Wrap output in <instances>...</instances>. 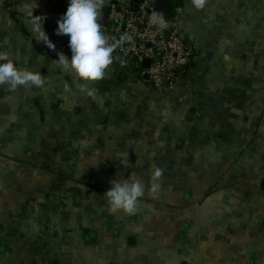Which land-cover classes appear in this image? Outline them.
<instances>
[{"label": "crops", "instance_id": "obj_1", "mask_svg": "<svg viewBox=\"0 0 264 264\" xmlns=\"http://www.w3.org/2000/svg\"><path fill=\"white\" fill-rule=\"evenodd\" d=\"M174 1L199 45L156 89L119 54L99 80L63 71L68 0H0V51L45 80L0 84V264H264V0ZM36 3L54 49L29 30ZM240 134L253 138L233 161ZM130 175L137 210L110 213L104 193Z\"/></svg>", "mask_w": 264, "mask_h": 264}, {"label": "clouds", "instance_id": "obj_2", "mask_svg": "<svg viewBox=\"0 0 264 264\" xmlns=\"http://www.w3.org/2000/svg\"><path fill=\"white\" fill-rule=\"evenodd\" d=\"M205 0H192L195 8L204 6ZM105 0H68L66 11L57 20L55 32L67 38V49L70 58H65L63 53H57L56 60L65 73H70L83 81H95L103 78L108 67L113 62V51L116 45H109L101 30L98 21L100 10ZM33 7L25 12L30 32L36 41L44 42L48 48L54 49L55 45L50 40L43 27L44 16L34 15ZM161 23L160 27H165ZM121 42L131 40L132 37L123 34L119 37ZM0 84H7L10 90L20 86H34L42 88L45 80L40 73L27 68L19 67L9 57L7 51H0ZM81 91L92 95V91L81 86ZM162 170L154 168L151 184L153 191L158 189L156 180L161 176ZM145 191L144 183L130 175L123 180L111 181V187L104 193L109 205V212L123 211L129 214L137 210L139 198Z\"/></svg>", "mask_w": 264, "mask_h": 264}, {"label": "built area", "instance_id": "obj_3", "mask_svg": "<svg viewBox=\"0 0 264 264\" xmlns=\"http://www.w3.org/2000/svg\"><path fill=\"white\" fill-rule=\"evenodd\" d=\"M155 1L107 0L106 21L99 23L107 43L116 45L112 55L131 61L154 88H172L189 70L199 44L182 30L178 6L173 5L168 16H157L153 10ZM161 23L166 26L160 27ZM123 34L132 39L121 42ZM143 61H147L146 67Z\"/></svg>", "mask_w": 264, "mask_h": 264}, {"label": "trees", "instance_id": "obj_4", "mask_svg": "<svg viewBox=\"0 0 264 264\" xmlns=\"http://www.w3.org/2000/svg\"><path fill=\"white\" fill-rule=\"evenodd\" d=\"M174 4H175L174 6H176V5L179 6L176 1H174ZM191 67L192 66L189 67V70H190ZM188 71H187V73H188ZM263 112H264V108L261 107L260 108V114L263 113ZM229 133H230V135H233L231 131ZM252 138H253V135L250 136V135H244V134H240L239 136L232 137V140L229 142V145L231 146L230 149H231V152H232V155H231L230 159L233 160V161H237L241 157H244L243 150H245L248 147L247 145L252 141ZM218 156H219L218 153H213V158L214 157L217 158ZM247 156H252L250 158V160L253 159V155L248 154ZM219 161L222 162V158H220ZM251 170H252V168H249L248 171H251ZM1 239H4V238H0V252L9 251L8 248H5V246H4V244H5L4 241L5 240H1ZM89 239H90V237L87 236V234H86L85 240H89ZM6 245H8V244H6Z\"/></svg>", "mask_w": 264, "mask_h": 264}, {"label": "water", "instance_id": "obj_5", "mask_svg": "<svg viewBox=\"0 0 264 264\" xmlns=\"http://www.w3.org/2000/svg\"><path fill=\"white\" fill-rule=\"evenodd\" d=\"M172 8H173V0H156L153 4L154 13L157 16H168L171 13ZM108 11H109L108 6H105L100 19L101 23L105 22V18L107 16ZM132 60L135 61V58H132ZM142 66L146 67L147 61H143ZM142 77L144 79H147L146 74H142Z\"/></svg>", "mask_w": 264, "mask_h": 264}]
</instances>
